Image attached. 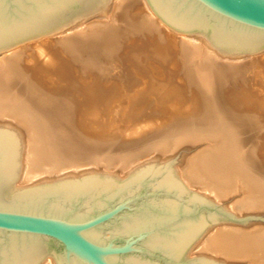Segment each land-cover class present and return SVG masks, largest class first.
Masks as SVG:
<instances>
[{
    "label": "bare ground",
    "instance_id": "6f19581e",
    "mask_svg": "<svg viewBox=\"0 0 264 264\" xmlns=\"http://www.w3.org/2000/svg\"><path fill=\"white\" fill-rule=\"evenodd\" d=\"M262 52L229 53L207 35L171 28L146 0H103L82 17L0 48V129L18 139L21 157L9 188L94 175H80L82 166L122 172L151 151L159 157L204 140L174 171L180 184L177 174L214 199L241 188L233 210L264 209V59L258 81L242 78ZM177 105L192 106L198 117L151 144L125 142ZM215 224L186 255L197 249L194 255L264 264V225ZM36 264L55 263L47 257Z\"/></svg>",
    "mask_w": 264,
    "mask_h": 264
},
{
    "label": "water",
    "instance_id": "95a60500",
    "mask_svg": "<svg viewBox=\"0 0 264 264\" xmlns=\"http://www.w3.org/2000/svg\"><path fill=\"white\" fill-rule=\"evenodd\" d=\"M103 0H0V48L86 15ZM161 23L229 53L264 48V0H146ZM18 139L0 129V264H221L186 251L209 225L246 223L182 186L167 162L121 180L85 175L12 191Z\"/></svg>",
    "mask_w": 264,
    "mask_h": 264
},
{
    "label": "rangeland",
    "instance_id": "374dc122",
    "mask_svg": "<svg viewBox=\"0 0 264 264\" xmlns=\"http://www.w3.org/2000/svg\"><path fill=\"white\" fill-rule=\"evenodd\" d=\"M176 35L175 38H177ZM56 36H54L53 38H55ZM169 38H173V37H169ZM174 39V38H173ZM28 44H22L19 47L15 48L13 51L18 52L19 50H21L22 48L28 47ZM28 54H30L29 51H26L24 54H20L19 58L17 57L16 61L19 62V65L21 66L24 63V59L26 58L25 56H27ZM25 55V56H24ZM254 58H257L252 64H250L248 66V68L245 70L242 78H244L243 80L245 81L246 84L254 82V81H258L260 79V69L257 67L258 63L260 62V60L264 59V52L262 53H258L255 54V56H253ZM253 58V59H254ZM252 59V60H253ZM250 60V63L251 61ZM241 78V79H242ZM189 94V93H188ZM187 95V94H186ZM176 112L175 113H163L158 117H154L151 120L148 121V124H146L145 126H143L142 128H137L135 130V132H131V135L127 139L125 142L128 144H144L143 146L147 145V144H151L152 142L160 139L159 137L161 136L164 137L165 134H169L170 130L174 128V126L177 125H186L188 123H190L193 119H196L198 116L194 113V110L192 109V106H187V107H178V105L176 106ZM175 114V115H174ZM172 115V116H171ZM175 117V118H174ZM171 122V120H173ZM140 123L144 122V118L140 117L138 118ZM137 119V120H138ZM131 125L129 124H126ZM167 131V132H166ZM174 131V130H172ZM114 138H112L113 140ZM124 138H119L116 139L118 142V144H122L124 145L125 142H122L125 140ZM104 140H106V138H104ZM121 141V142H119ZM139 141V142H138ZM96 142H103V140H99ZM205 141L203 140L202 142H194V141H189V143L186 144V142L180 144L175 151L168 153V154H164V155H160L159 157L156 156L154 151H151V153L147 154V156H144L143 158L139 159L138 161H136L134 164L130 165L129 168H127L126 170L119 172L117 170V168H112L111 170H105L102 168V166H99V168H94L91 166H82L79 169V174L80 175H85L86 173H91V174H106L109 175L111 174L113 178L116 179H123L124 177H126L127 175H129L131 173V171H136L137 169H140L148 164H156V163H164L167 162L168 165L171 167V169L173 171L180 170L182 171L180 164L181 162H183V160H185L186 158H188L189 156H191L192 154H194L195 152H197L200 148H202V144ZM147 143V144H146ZM127 145V147L130 146ZM189 144V145H188ZM195 145V146H191ZM141 145V146H142ZM155 157V158H154ZM158 157V158H156ZM261 165V164H260ZM259 165V166H260ZM182 166V165H181ZM130 167H133L132 169H130ZM260 168L264 171V165H261ZM90 169H92L90 171ZM78 170V169H76ZM68 172V171H67ZM79 174H76L75 176H78ZM180 181L184 184V187L204 196L205 198L213 201L214 203L222 206L225 210H227L231 215H233L235 218H240V217H244V216H261L262 218H264V209L261 210H243L242 212H237L235 210H233L231 207L232 205L239 200V198L243 197V190L241 188H237L235 191H233L231 194L228 195V197L225 198H220V199H214V197L205 194L204 192H202L201 190H199L197 187L192 186L188 183H186L182 176H180V174H177ZM60 176V175H59ZM110 176V175H109ZM58 179L57 176L54 177L53 180ZM31 186L29 183H16V188L18 189H24ZM220 224H229V225H233V226H238L239 228H247L249 226H253V225H264V220H260V219H251L248 220L245 224L244 223H238V222H233V221H221V222H217L215 224L216 225H220ZM197 251V249H195L192 253H190L189 256H202L205 258H208L210 260L219 262L221 264H249V259H237V260H230V261H224L222 259H218L217 257H214L213 255H206V254H197L194 255L195 252ZM46 261V260H45Z\"/></svg>",
    "mask_w": 264,
    "mask_h": 264
}]
</instances>
